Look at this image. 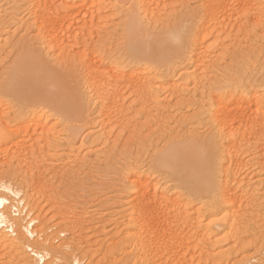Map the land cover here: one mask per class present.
<instances>
[{
    "label": "rangeland",
    "instance_id": "obj_1",
    "mask_svg": "<svg viewBox=\"0 0 264 264\" xmlns=\"http://www.w3.org/2000/svg\"><path fill=\"white\" fill-rule=\"evenodd\" d=\"M56 1L55 4L59 3L58 0ZM101 1L100 7L95 5L96 7L94 6L93 9L89 8L90 11L88 8H77L78 11L75 9V13L74 11L71 13L67 11L68 13H66L64 9L63 12L61 10L57 14L58 16L55 17L59 22V25L58 22L56 25L59 29L56 27V30H53L56 33H53L55 35V43H59L60 41L58 40H61L62 42L59 44L62 45L64 43L66 45L65 49L68 50L69 48L71 50L68 51L70 53L76 51V49L79 50L86 47L81 42H75L71 39H73L76 32L78 35L80 26L87 22L86 26L88 29L91 26V33L89 32L90 37H88L89 34L85 36L87 41L85 40L84 44L86 43L85 45L88 47L94 43L99 46L107 45L112 49V55H118L116 54V48L119 46V41L116 38L122 33L123 24L121 21L124 23L123 16L130 8L131 1ZM200 2L199 0H189V7L199 10ZM152 4L153 8L158 6L157 10H155L159 12L158 14L161 15V18L165 14L169 15L167 18L172 16L168 22L176 19L182 7L181 0H153ZM23 5V0H0V82H2L4 74L12 65L24 43L29 42L31 50L39 52L38 54L41 56L44 55L42 57L43 61L47 59V62L53 61V63L55 58L58 57L56 54L59 53L60 48H57L64 46L56 44L55 50L51 48L48 50L45 44V46L41 45L37 37V30L30 24V21L33 22V16L28 11L29 8ZM87 10L89 11L88 13ZM72 13L74 14L72 15ZM143 16V20L147 18ZM157 20L156 18L147 19L149 22H146V27L159 30L162 26H158L160 21ZM217 21H220L221 24L216 26L213 23L212 28L219 26V31L214 30V34L210 35L211 37L209 36L203 44L204 54L202 56L205 59L204 62H206L203 63L208 67L202 68L203 63L199 64L198 67H193L194 65L192 66L186 62L184 65L178 66L179 69L175 67V71H168L169 74L168 72L165 73L163 68L154 67L152 71L153 78L162 80V83L164 82L163 85L161 82L158 83V81L151 83L155 84L154 86L152 85L153 90L155 89L153 92L155 97L152 96L154 101L150 97L149 102L141 98L138 100L139 97L137 98V94L132 88H125L119 92L122 98H118V101H120L118 106L121 102L123 106L120 109L117 106L112 108V110H115H113V113L117 114L115 115L114 113V118H110L112 120L109 121L105 115L103 116L104 112L100 110L99 98L95 96V91L90 86L94 91L90 92L92 90L88 89L89 85H84V90L87 92L85 103L83 104L85 118L80 123L78 122L75 136H73L75 133H70L71 130H65V124H60L61 120L56 119V116L49 112L47 113L49 114L47 119L43 118L44 120L37 121L33 125L28 126V129L25 128L24 131L20 128L18 129V123L13 119L10 107L16 106V102L13 98L8 97L0 87V176L10 175L12 180L16 184L23 186V190L30 196V204L34 206L33 215L25 214V212L28 213V207H24L27 199L25 203L18 205V208H20L13 215L15 217H25L26 215V220L30 216L38 215L40 225H37V221L35 229L38 228L39 230L37 229V231L39 232L29 240L33 245L38 246L42 250H48V253L50 252L47 256L48 258H46L47 262L49 260L52 262L54 258L55 260L57 259L56 262L58 264H71L75 257L79 258V264H137V262L138 264H145V261L146 264H239L241 260L254 253L255 248L262 240V236H264V189H262L264 184L259 188L255 187L259 185H252L257 189V192L251 186L252 189L254 188L251 193L255 191L256 196L257 194L263 196H257L260 198L258 202H262L263 205L254 206V209H256L254 210L250 205H246V202L245 206H248V209L242 204V208L239 207L238 210H243L237 214L239 216H247L239 217L246 219L237 221L239 223H236V226L232 229L233 231L216 224V221H214L211 225L212 231L214 230L213 234L207 236L208 238L200 235L202 231L194 233L193 235L195 236L192 234V236H185L180 231L171 233V231L167 230L170 227L169 224L161 223L163 228L159 226L155 231L156 233L151 232L154 237L152 238L151 236L152 240L150 238L151 234L147 233L149 244L148 242L146 243L147 238L141 240V245H143V241H145L144 245L146 244L141 247L144 253L140 251L141 248L139 249L141 245L136 242H140L139 239L133 241L135 235H132L133 233L131 232H134V230L126 229L127 225L125 224L127 223H125V218L121 216L122 207L117 206L121 204H116L123 200L119 196L122 194L120 193L121 186H125L127 179H131L128 176H131L130 172L135 170L137 172V169H139L138 174L149 177L157 185L159 184L162 190H167L171 193L178 191L184 193L186 191L178 188V183L173 181L168 173H164L161 169L154 166L152 161L153 154L175 138L194 135L202 142V146L199 148L200 153L205 157L202 167L204 168L205 165L213 160L212 153L215 151V147L208 140H204L210 135L212 125L208 124L209 113L207 112L209 111L203 105L206 102L204 100H207L208 89L212 87L216 80L220 81L231 76L244 78L250 84L249 89L255 95L259 94L264 99V0L233 2L226 10L219 12ZM120 24H122V27ZM56 35L57 38H55ZM65 39L68 43L63 42ZM77 43H80L81 47L79 44L76 45ZM216 44L219 46L217 47ZM41 51L42 53H40ZM209 52L214 53L212 57ZM188 64L191 66V70ZM187 68L188 71L186 70ZM199 69H201L199 72L203 73V75L198 73ZM199 74L202 78L197 77ZM190 75H192V78H197L195 83L191 82L192 78ZM172 76L175 77L173 78ZM168 78L176 80V85L179 83L178 80L183 79L182 81L180 80V83L185 86L182 87V92H178L180 95L176 94L175 87H171L174 94L170 92L171 88L167 86ZM138 82L135 84L139 85ZM113 83L111 84L112 87ZM159 84H161V87ZM188 84H193L197 88ZM111 85L107 83V87L105 84L108 90ZM162 86H167L168 88L164 87L165 89H163ZM156 99L158 102H155ZM202 101L203 105H201ZM253 108V106H249L248 108L240 109L233 117L234 125H238L240 121L244 123L252 119L254 116ZM118 109L119 111H117ZM96 110L103 113L97 114ZM262 111L260 114L263 115L264 109ZM99 117L104 118V121L102 118L99 119ZM257 129L259 128L257 127ZM102 136L106 139L102 140ZM221 140L222 145L227 144L223 138ZM256 147V144L251 146L253 152H255L254 149L257 150ZM241 149L244 150V147L242 146ZM253 152H241L237 154L240 159L236 157L244 162L248 160L250 162ZM233 164L236 165L235 162ZM233 164L232 166L235 167ZM238 171L236 172L239 177H242V173L244 175L248 173V175L257 174L254 177L255 179L264 177V170L257 171L249 165H245ZM123 176L129 177L125 182L123 181L124 183L122 182ZM16 200L17 198H15ZM193 204L195 208H200L203 205L201 200H194ZM233 208L236 207L234 206ZM261 208L262 210L259 211ZM205 210L207 211L208 209L206 208ZM234 210L239 212L233 209L232 213H235ZM189 212H192L191 209ZM114 213H117V215ZM256 214L257 217L251 220L252 215L255 216ZM261 214L263 218L260 216ZM207 218L202 217V220L204 219L202 225L205 221L210 220ZM218 218L219 214L213 216V219ZM255 220L256 227L253 224ZM205 224L204 226H206ZM122 225L125 226L123 227ZM161 228L163 230H160ZM123 229H126V231ZM157 230L160 231L158 232ZM9 233L7 235L8 241H4L5 243L0 241V264L32 263V258L34 257L30 250L25 247L22 248L19 243L12 241L14 234L9 235ZM128 233L131 234L128 236ZM147 234L145 235L144 233L143 235L147 236ZM183 236L185 237L183 238ZM44 239L47 240L45 241ZM158 239H160V242ZM42 244L45 247H42ZM211 246L214 247L211 249ZM53 254L56 255V258Z\"/></svg>",
    "mask_w": 264,
    "mask_h": 264
},
{
    "label": "bare ground",
    "instance_id": "obj_2",
    "mask_svg": "<svg viewBox=\"0 0 264 264\" xmlns=\"http://www.w3.org/2000/svg\"><path fill=\"white\" fill-rule=\"evenodd\" d=\"M55 1L23 0L24 5L29 8L28 11L33 16V22L30 21V24L37 30V37L41 42V45L45 44L48 50H50L49 48L55 50L54 47H57L56 44L59 46L61 45L59 43L62 42L61 40H58L60 42L55 43L54 34L56 33L53 31L56 30V27L59 29V27L56 26L58 21L55 17L58 16L57 14L61 10L62 12L65 10L66 13H71L75 9L78 11L77 8H88L90 11L89 8L93 9L95 5L99 6L102 2L101 0H58L59 3L55 4ZM129 1H131L130 8H128V11L124 14V19L122 18L124 20V23L121 21L123 25L120 24V26H123V30L121 29L122 33L118 36L116 33L118 39L115 37L116 40L119 41L118 48L115 47L117 49L116 54L118 55H112V49H110L107 45H105V47L104 45L99 46L94 43L88 47L85 45L86 43L84 44V42L87 41L85 36L89 34L88 37H90L91 33V26L88 29L86 26L87 22H84L82 26H80L78 35L76 32L73 39H71L75 42H81L83 46L86 47L80 48L79 50L76 49V51H72V53H70L68 51L71 50H69V48L68 50L65 49L66 45L62 43L65 47L59 46L57 48L60 49L59 53L56 54L58 57L55 56L56 58L54 63L53 61L47 62V59H45L46 62L43 61L42 57L44 55L42 54L43 56H41L38 54L39 52L37 53V51L31 50V44L29 42L23 44L21 49L18 51L16 58L12 62V65L4 74L2 82H0V87L3 89L5 94L8 97L13 98L16 102V106L10 107L13 119L16 123H18V129L20 128L24 131L25 128L28 129V126L33 125L37 121L42 120L43 118L47 119L49 116L47 113L49 112L56 116V119L61 120L60 124H65V130H71L70 133H75L73 134V136H75L77 134L78 122L80 123V121H83V118H85L83 104L85 103L87 93L85 92L84 87L87 84L89 85L88 89H91L92 87L95 91L94 92L91 89L92 91L90 92H94L95 96L99 98V106H101L100 110L104 112L103 113L100 110V112H98L97 108V114L102 112L103 116L105 115L106 119H109V121L114 118L113 115L115 112L113 113L114 109L112 110V108L117 106V108L120 109L123 106L121 105L122 102L118 106V102H120L118 100L122 98V96L120 97L119 92L125 88H132L137 94V98L139 97L138 100L141 98L142 100H148L149 102L150 97V99L154 101L152 96L155 97V93H153L155 89L153 90V84L151 83L155 81L162 83V80H156L153 78L152 71L154 70V67H159L160 69L163 68L165 73L168 71H175V67L179 69L180 65H184L186 62L192 66L194 65L193 67H198L199 64L203 63L205 60L202 56V54H204L203 44L205 40H207L210 35L212 36L214 34V30L219 31V26L212 28L213 23H215L216 26L221 24L220 21H217L219 12L226 10L233 2L241 0H199V2L201 1L199 4V10L189 7V0H181L182 7L180 8V11L177 14L176 19L170 22L168 21L172 16L167 18L169 15L165 14L161 18V15L158 14L159 12L156 11L158 6L153 8V0ZM88 10L87 13L89 12ZM74 13H72V15ZM30 14L29 16H31ZM142 15H144V18L145 16L147 17L145 18L146 20H143ZM154 18L158 19L157 21H160L158 26L161 25L162 27L159 30H156L155 28L149 29L146 27V22H149L147 19L152 20ZM223 26L225 27V25ZM55 38H57V35ZM63 42H67L66 39ZM78 44L81 47L80 43H77L76 45ZM29 45L30 47L28 48ZM216 46L218 47L219 45L216 44ZM34 49L37 50L36 48ZM40 53H42V51ZM209 53H211V57L214 54H212V52ZM204 63L203 67L201 65L200 67H208L205 66ZM201 69L198 70V73L203 75V73L199 72ZM186 70L188 71V68ZM199 75L197 77L202 78V76ZM164 76L166 77V75ZM191 76L192 75H190V77ZM193 76H195V74H193ZM168 79L169 82L167 81V86L170 88L175 87V90L177 91L176 94L178 92H182V87L185 85H182L180 82L183 79H180L181 81L178 80L181 85L179 83L176 85V80L174 81L172 78ZM195 79L197 78H192L191 82L195 83ZM105 82L110 85L114 82L113 87L112 85L109 86L110 89L108 90L107 83ZM137 82L139 85L135 84ZM199 84L202 83L199 82ZM159 85L161 87V84ZM162 87L163 89L166 88L165 86ZM194 87L197 88V86ZM249 87V82H246L244 78L231 76L221 79L220 81L216 80L212 87L208 89L207 100H204L206 101L205 105H203V101L201 102V105L205 106V108L209 111L207 112L209 113L208 124H211L212 128L209 133L210 135L204 140H208L210 144L215 147V151L212 153L213 160L210 161L209 164L205 165L204 168L202 165L205 162V157L202 156L199 149L202 146V142L194 135L175 138L167 142L161 150H158L155 154H153L154 156L152 161L154 166L161 169L164 173H168L172 180L178 183V188L186 190L184 193L181 191L171 193L170 191L162 190L159 184L157 185V183L153 182L149 177L144 176L143 174H138L139 169H137V172L136 170L130 172L131 176H128L131 177V179H127L129 177L123 176L125 179H121L122 182H125L127 179L125 186H121L122 188L120 193L122 194L119 195L123 200L116 204H121L117 206L122 207L121 216L125 218V223H127L123 224L127 225L126 229L128 228L134 230V232L131 233H133L132 235H135L137 238L134 236L133 239L132 236H130L133 241L135 239H139L140 242L136 241L138 245H141V240H145V238H147V243L149 240L147 233H149V235L151 234V238L153 235L152 233L155 232L159 226H161V223H168L170 227L167 230L171 231V233L176 231L178 233L180 231V233L185 236L191 234L193 235L197 232L199 233V231H202V233L200 232V235L205 238L210 236V234H213L214 231L211 229V225L214 221H216V224L229 228V230L231 229V231H233L232 229L236 226L237 221L240 219H246L239 218L245 215L239 216V214H237L243 210H238L242 204L245 206L246 202V205H250L252 209H254V206L256 205H263L262 202H258V199L260 200V198L257 196L260 194H257L256 196L255 193L257 192L256 188L263 186L264 177L255 179L254 177L257 174L248 175L249 173L246 175L242 173V177H239V174L237 173L239 172L238 170L245 167V165H249L257 171L264 170V114H260V112H263L262 109H264V99L259 94L255 95ZM170 92L173 93L172 88ZM201 94L204 95V93ZM249 106L254 107L253 118L245 121L244 123L240 121L238 125L235 126L233 122L235 114H237L240 109L244 107L248 108ZM119 109L117 111H119ZM116 114L117 113H115V115ZM101 118L99 117V119ZM102 119L104 121V118ZM105 123L103 122L104 126ZM257 127L259 129H257ZM222 138L227 142V144H225L227 145L226 147L221 144ZM103 139L106 138L103 137L102 140ZM252 139L254 140L252 141ZM99 142L102 144L101 141ZM255 144L257 145V150L254 149L255 152H253L251 146H254ZM242 146L244 147V150L241 149ZM241 152H253L252 155L250 154V162H248L249 160L245 162L239 160L240 158L237 154ZM233 161L236 165L233 164ZM232 164L235 167H233ZM252 185L259 186H255V188ZM251 186L256 189V192L254 191L255 193H251L254 190ZM23 189V186H20L18 183L16 184L10 175L5 174L0 176V241L3 243H5L4 241H8L7 235L10 232L11 234L9 233V235L14 234L12 241L19 243L22 248L25 247L30 250L34 257L32 258L33 261L30 264H58L56 262L57 259L55 260L54 258L52 262L50 260L47 262L46 258H48L47 256L50 252L48 253V250H42L38 246L33 245L29 240L30 238H33L37 232H39L37 231L38 228L35 229L37 221V225H40L38 215L30 216L27 220L25 219L27 218L26 215L25 217H15L13 215L20 208H18V205L20 203H25L26 199L27 202L24 204V207H28V213L25 212V214L33 215L34 213V206L30 204V196H28ZM262 189L264 188L262 187ZM15 198H17L16 201ZM194 200H201L203 205L200 208H195V205L193 204ZM234 206L236 208H233ZM206 208L208 209L207 211L205 210ZM251 208L250 210H252ZM190 209L192 212H189ZM233 209H236L239 212H235L234 210L235 213H232ZM261 210L262 208L259 211ZM259 211L258 213H260ZM117 213L114 214L117 215ZM215 214H219L218 219H213ZM257 214L255 216L252 215L251 220H253L254 217H257ZM203 216L205 218L208 216L210 219L209 221H205V223H208H204L206 226H204V224L202 225V221L204 220H202ZM249 216L251 215L249 214ZM260 216H262V214ZM255 222L256 220L252 223L255 224ZM125 225L122 226L124 227ZM162 228L160 230H163ZM126 229L123 230L126 231ZM160 230L157 231L159 232ZM131 233H128V236ZM144 233L145 235L147 234L148 237L144 236ZM165 233L167 234V232ZM185 236H183V238ZM263 237L264 236H262V240H260V244L255 248L254 253L241 260L239 264H264ZM152 238L154 237L152 236ZM160 239H158L159 242ZM44 240L46 241L47 239ZM144 242L145 241L142 242L143 245ZM143 245L139 246V249ZM42 247L45 246L43 245ZM213 247L211 246L210 248L212 249ZM144 248L146 249V247ZM140 251H142V248ZM53 255L56 258V255ZM144 255L142 256L144 257ZM78 259L79 258L74 257L71 264H79ZM144 263L146 264V261Z\"/></svg>",
    "mask_w": 264,
    "mask_h": 264
}]
</instances>
